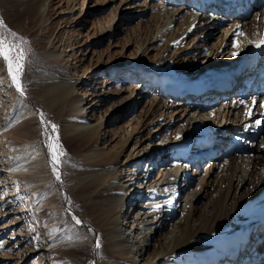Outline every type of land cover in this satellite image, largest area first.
Listing matches in <instances>:
<instances>
[{"label": "bare ground", "instance_id": "bare-ground-1", "mask_svg": "<svg viewBox=\"0 0 264 264\" xmlns=\"http://www.w3.org/2000/svg\"><path fill=\"white\" fill-rule=\"evenodd\" d=\"M166 1L167 4L175 3V0ZM192 1L203 2V12L196 16L192 3L194 7L192 5L191 12L188 11L184 18L186 32L196 25L201 31L192 39L198 42L188 49L182 73L177 74L173 69L177 63L173 60L164 69L161 63L151 64L148 68L153 73L152 77L159 81L157 87L160 86L163 95H169V99L160 95L145 119L126 132L125 138L117 142L120 143L117 147L107 150L95 148L108 117L104 119L105 123L103 120L94 125L86 118V111L81 108L84 99L75 93L79 79L73 78L69 69L58 65L64 58L56 55L46 62L57 65V76L51 71L35 72L39 78L51 77L43 85L44 95L52 106L73 114L65 126L63 138L88 152L83 155V162L70 169L71 181L78 188L94 224L100 228L113 264H264V152H259L260 147L254 141L257 134L250 132L253 115L260 116L259 119L264 116V30L258 36L256 27L245 22L241 37H234L231 32L236 23L231 12L239 13L252 0H224V4L220 0ZM206 2H210L209 5ZM34 4L33 0L27 3V14H36ZM251 4L253 7L256 5ZM221 12L229 15L219 17ZM173 15L172 12L168 16L167 23ZM220 18L228 24H224L222 29L224 42L222 40L217 55L213 49L207 52L205 39L210 36L208 30L213 29L214 35ZM178 19L176 16L171 23ZM115 25L113 20L108 31ZM106 30L104 28L102 32ZM162 33L159 36H163ZM141 65L145 66L138 63L135 70L140 72L138 68ZM117 66L109 62V74L116 73ZM132 69L128 67L120 72L129 76ZM214 73L216 76L212 80L210 76ZM239 76L243 84L238 89L240 95L251 91V86L256 93L255 98L250 99L251 104L244 108L239 106V101L229 100L228 96L234 92ZM188 79L191 81L187 82ZM146 85L142 84L141 88ZM130 100L133 104V98L129 96L122 105ZM104 101V97L98 99L94 95L86 104L93 102L92 106H100ZM120 107L114 106L113 111ZM175 107H179L174 112L178 117L172 130L166 129L161 133L160 119ZM23 115L18 112L11 122L15 123ZM111 117L109 121L113 122L115 115ZM147 127L154 130L143 136ZM16 131L13 133L20 135L22 132ZM232 131L237 134L234 138L229 133ZM216 132L220 134L218 140L213 139ZM221 133L228 135L227 138L224 136V143L221 142L228 162L220 165L208 160L205 170L199 173L197 163L202 153L206 157L221 155L218 144L223 140ZM211 140L214 143L210 144ZM49 151L52 154L50 147ZM239 154L242 156L240 161ZM36 156L35 152L31 160L25 157L9 164L7 168L11 175L27 173L35 182L43 179L46 169L39 164V158L35 159ZM154 162V174L141 171L144 165L153 166ZM211 165H215L214 168ZM191 166H194V175H198L194 186L195 176L189 173ZM218 168L220 171L215 170ZM211 186L213 191L209 192ZM207 195L204 212L196 217L197 202ZM42 204H46V200ZM85 241L92 243L91 239L73 233L53 236L48 243H57L50 247L56 251L63 243L80 246L85 245Z\"/></svg>", "mask_w": 264, "mask_h": 264}, {"label": "rangeland", "instance_id": "rangeland-1", "mask_svg": "<svg viewBox=\"0 0 264 264\" xmlns=\"http://www.w3.org/2000/svg\"><path fill=\"white\" fill-rule=\"evenodd\" d=\"M29 1L0 0V18L8 29L23 38L22 46L26 53L21 76L23 94L9 75L6 64L0 61V264H113V258L105 248L100 228L94 224L86 204L78 194V188L71 181L70 169L83 162V155L88 152L63 138L65 126L73 114L69 110L61 112L52 106L44 95L43 85L44 81L51 77L39 78L35 72L51 71L57 76V65L46 62L56 55L64 58L58 65L69 69L72 77L79 79L75 93L84 99L80 107L86 111V118L94 125L108 117L95 148L107 150L117 147L120 145L117 142L123 140L126 132L133 130L145 119L148 110L159 100L160 95H163L160 86L157 87L159 81L152 77L153 73L148 69L150 65L161 63L164 69L169 67V61L173 60L177 62L173 63V69L177 74L182 73L188 49L198 42L197 39H192L201 31L199 25H196L190 32H186L184 18L188 11L191 12L193 4L195 15H200L203 12V2L200 3V7L199 1L192 0H175V3L168 4L166 0H33L36 14H27L25 10ZM223 2L224 0H220V3ZM255 2V0L251 2L256 4L255 7L251 3L245 4L239 13L231 12L234 15L232 18L236 21L231 28L234 37H241V28L245 22L246 25L255 26L256 34L261 35L264 30V0H258L259 4ZM172 12L174 15L168 24V16ZM225 12L219 13V17L229 15L227 14L229 10ZM176 16L179 19L171 23ZM113 20L116 25L108 31V26ZM217 24L218 28L213 36V29L208 30L209 34L206 32L210 36H207L205 43L207 52L213 49L218 55V50L224 42L221 37L222 29L228 23L220 18ZM104 28L107 30L102 32ZM161 32L163 36H159ZM8 39L12 40V37L9 36ZM71 43L73 45L69 46ZM166 50V54L163 55ZM161 55L162 58H159ZM109 62L118 64L116 73L109 74L110 67H107ZM138 63L145 64L138 68L141 69L140 72L135 70ZM128 67L133 69L131 72L128 71L131 75L125 76L120 70H126ZM215 76L216 73L210 78L213 80ZM241 83L239 76L237 84L234 85V92L230 93L228 98L229 100L234 98L233 101L236 103L239 101V106L244 108L251 104L256 93L251 86L249 87L251 91L247 90L240 95L238 89L243 86ZM142 84L147 85L141 88ZM94 95L98 99L104 97L105 101L100 106L98 104L92 106L93 102L86 104ZM262 95L264 96V93ZM129 96L133 98V104L130 100L122 105ZM163 97L169 99V95ZM201 101H204V98ZM120 105L118 111H113L114 106ZM94 107L96 108L92 110ZM178 108L168 110L167 115L160 119L161 133L166 129L172 130L178 117V113L174 112ZM18 112L24 115L15 123L11 122L13 115ZM104 114L106 116H103ZM112 115H115V118L110 122L109 118H112ZM253 118L250 132L253 135L257 134L254 141L260 147L259 152H264V116L259 119L261 117L254 114ZM52 125L56 126L55 132ZM19 130H22L20 135L13 133V131L18 133ZM153 130L147 127L143 131V136ZM229 133L233 134L231 135L233 138L237 136L234 131ZM113 134L114 137H111ZM221 134L223 140L218 142L221 155L217 158L214 155L206 157L202 153L203 156L197 163L199 173L205 170L208 160L220 165L228 162L221 144L224 143V136L228 135ZM219 135V132H216L213 139L218 140ZM51 141L57 143L60 146L58 150L64 153L60 156L61 163L56 166L55 171L51 162L52 154L49 151ZM235 141L234 139L233 142ZM209 143H214V140ZM35 152L37 153L35 159L39 158L41 160L39 164L46 169L42 174L43 179L35 182L27 173L11 175L7 168L9 164L25 157L31 160ZM238 159L239 161L242 159L240 154ZM193 167H190L189 173L192 172L194 175ZM215 170L220 171L219 168ZM141 171L143 172V167ZM155 171L156 167L153 172L147 174H154ZM197 177L196 174L193 186L198 182ZM211 188L213 187L208 189L209 192L213 191ZM208 196L197 202L196 217L204 212ZM45 200L46 204L43 205ZM73 233H79L84 239H91L92 243L88 244L85 241V245L69 246L67 243L59 242L58 244H62L61 247L56 248V251L50 250L51 246L57 244L49 245L48 240L51 237Z\"/></svg>", "mask_w": 264, "mask_h": 264}, {"label": "snow or ice", "instance_id": "snow-or-ice-1", "mask_svg": "<svg viewBox=\"0 0 264 264\" xmlns=\"http://www.w3.org/2000/svg\"><path fill=\"white\" fill-rule=\"evenodd\" d=\"M9 36L12 37V40L8 39ZM23 43V38L8 29L3 19L0 18V61L6 64L9 75L22 94L24 89L21 83V76L23 74L24 62L26 59L25 49L22 46ZM233 54L235 55V53ZM52 130L55 132V125H52ZM56 139H58V137ZM49 147L52 150V161L55 171L56 166L61 163L60 156H63L64 153L58 151L60 147L58 144L50 143ZM57 179H59L58 174ZM77 223H80V221H77Z\"/></svg>", "mask_w": 264, "mask_h": 264}]
</instances>
